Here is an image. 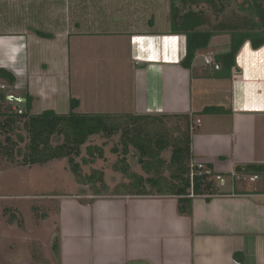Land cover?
<instances>
[{
	"label": "crops",
	"instance_id": "0c3cea01",
	"mask_svg": "<svg viewBox=\"0 0 264 264\" xmlns=\"http://www.w3.org/2000/svg\"><path fill=\"white\" fill-rule=\"evenodd\" d=\"M110 2L72 0L69 12L63 0H29L27 22L0 28V68L14 77L13 84L0 77L5 100L23 109L28 97L31 114L67 113L73 97L80 113L199 119L190 135L191 159L222 175L219 192L192 196L190 212L181 215L174 196L94 194L82 184L80 193L55 195L54 221L47 227L36 214L41 207H31V227L17 207L7 206L0 222V264H264V44L244 41L226 70L215 61L229 48L224 33V41L198 49L185 67L183 33L171 25L147 27L152 19L142 16L111 29L107 18L97 16ZM7 9L0 7L1 19ZM51 20L62 24L53 27ZM209 52L214 66L204 63ZM214 68L223 72L216 75ZM213 107L220 110H205ZM15 152V160L6 163L31 167L21 163L23 152ZM231 170L249 179L232 180ZM29 230L33 237L24 233ZM40 233H49V252Z\"/></svg>",
	"mask_w": 264,
	"mask_h": 264
},
{
	"label": "trees",
	"instance_id": "16d2710c",
	"mask_svg": "<svg viewBox=\"0 0 264 264\" xmlns=\"http://www.w3.org/2000/svg\"><path fill=\"white\" fill-rule=\"evenodd\" d=\"M178 1L188 8L179 14V8L171 4L170 25L172 31L183 33L186 37V53L181 62L183 66L188 67L191 64L196 51L207 47L215 33H227L230 36L228 51L215 55L216 63H220L226 70L234 64V55L244 41L249 40L254 47L264 44V0H246L254 18L231 19L214 25L209 23L202 12L189 8L195 5L197 0ZM207 1L215 7L212 0ZM205 26H208V29H203ZM38 34L48 35L41 32ZM215 68V73L221 72V69L216 72ZM0 77H4L10 84L14 83L13 75L5 73V70L1 68ZM0 101L7 103L0 110L2 118L0 130L6 134L4 143L0 142V152L7 158L11 159L16 144L24 141L22 137L19 140L11 139L8 132L22 120L27 140L21 158L22 164L42 165L51 159L65 157L78 183L96 185L103 190L96 191L94 194L107 193L109 187L104 181L103 171L92 169L88 174L82 175L81 165L75 158L80 156L81 147L91 136L99 135L109 139L118 134L119 144L114 145L111 150L116 151L119 145L120 156L117 157L113 167L129 181L115 184L110 192L134 196H174L177 199V211L181 215L190 212L192 196L208 197L219 192L217 182L210 171L206 170L192 178L189 176L192 120L188 115L80 113L74 110L78 100L73 97L69 100L70 110L67 113H56L52 109H46L40 113L31 114L28 97L22 112L17 113L12 110V101L5 100L4 92L1 91ZM205 110L216 112L220 108L213 107ZM172 117L177 120L180 118L184 128L180 134L169 138L162 126L164 120ZM156 123L158 128L152 127ZM54 135L60 136L61 140L52 144ZM85 149L90 158L82 157L83 164L92 163L93 155L101 157L103 152L102 147L98 145H88ZM164 153H167V157H163ZM128 158L139 164L146 175L131 170ZM164 167L169 171L168 176L163 175ZM52 250L54 256L58 258L57 237L52 243Z\"/></svg>",
	"mask_w": 264,
	"mask_h": 264
},
{
	"label": "rangeland",
	"instance_id": "374dc122",
	"mask_svg": "<svg viewBox=\"0 0 264 264\" xmlns=\"http://www.w3.org/2000/svg\"><path fill=\"white\" fill-rule=\"evenodd\" d=\"M29 0H18L16 3H7L2 4L0 1V7L8 8L6 10L5 16L3 19L0 18V28H4L7 25H22L29 17V12L25 9H28ZM126 4H122L121 0H111L108 10L103 11L102 13L97 14L101 19H105V22L112 26H116L118 29H123L128 26L129 23H134L135 20H138L139 16H142L143 19H152L148 24L144 23L145 26L155 28H163L164 26H170V5L173 4L179 8V14L187 10L188 6H183L178 0H127ZM135 2L137 5H135ZM215 3V7L211 5L207 0H197L195 5L189 6L193 10L202 12L205 17L208 19L211 25H214L221 21H229L231 19L238 20L240 18H254L252 12L246 4V0H212ZM37 3H40L38 1ZM121 4V5H120ZM63 6L66 11L71 10L72 0H63ZM112 9V11H111ZM44 20L45 16L39 17ZM140 19V18H139ZM141 20V19H140ZM65 23V21H63ZM49 24L55 27V25L62 24L61 21L55 23L54 20L49 21ZM108 24V25H109ZM203 29H208V26L203 27ZM226 35L215 33L214 37H211L209 44H215L222 42L226 39ZM201 53L197 54V60L201 58ZM223 72V71H221ZM220 72V73H221ZM220 75L219 73H215ZM220 77H217V79ZM223 87V84H222ZM211 92V89L209 90ZM214 93V92H213ZM6 102L2 101L0 103V110L6 106ZM2 118L0 117V120ZM163 126L166 134L169 138H172L180 134L184 128L180 118H170L163 121ZM177 125H180L177 127ZM154 128H158V124L152 125ZM176 128V129H175ZM11 139L19 140L20 137L24 138V141L18 142L14 149L17 150L16 156L20 155V152H24L26 140V132L22 125V120L19 121L15 126L8 130ZM5 133L0 130V142L4 143ZM118 134L111 136L109 139H104L99 135H93L89 138L84 146L81 147L80 156L76 157L75 160L80 163L81 174H88L92 169H98L103 171L104 181L109 185L107 191L110 192L115 184L119 182H128V178L124 177L119 171L115 170L113 167L114 162L117 157L120 156V146L117 145V150L112 151L111 148L119 144L118 143ZM61 140L60 136L54 135L52 137V144H55ZM105 141V143H103ZM103 143V144H102ZM88 145H98L102 147V155L98 157L96 154L93 155V162H88L83 164L81 161L82 157L87 158L88 154L86 153L85 146ZM13 152V154H14ZM163 157H167V153L163 154ZM90 158V157H88ZM15 154L13 157L7 158L0 152V222L2 220V209L7 206L17 207L22 214V218L27 223L28 226H33L34 213L31 209L33 206L41 207L36 214L39 218H43V222L47 225H52L54 221V209L56 207L57 201L55 195L60 192L66 193H80L84 191V187L81 183H78L72 171L69 169V165L65 157L53 159L46 164L39 165L33 164L31 167L17 166L16 162L6 163L7 161H14ZM131 170L138 174L146 175L139 164L135 163L133 159H127ZM120 174H119V173ZM163 175L168 176L169 171L164 167L162 169ZM28 183L25 187H17L16 184L19 183ZM117 182V183H116ZM115 183V184H114ZM114 184V185H113ZM87 191L95 193L96 191H103L99 186L86 184ZM105 192V191H104ZM92 195V194H91ZM89 199V198H85ZM49 207V210H46V207ZM45 211V213H42ZM18 220V219H17ZM35 225V224H34ZM45 225L43 226L46 230ZM45 232V231H44ZM47 232V230H46ZM26 235L33 234L24 232ZM38 233V230L36 231ZM37 235V234H36ZM42 240L44 241L43 249L44 251L49 252V247L46 245L47 239L50 236L48 234H42ZM38 236V235H37ZM34 248V247H33ZM37 254H34V257ZM39 258V257H38ZM31 264H36L35 262ZM45 264V263H43ZM55 264V263H53Z\"/></svg>",
	"mask_w": 264,
	"mask_h": 264
},
{
	"label": "built area",
	"instance_id": "2783aa9c",
	"mask_svg": "<svg viewBox=\"0 0 264 264\" xmlns=\"http://www.w3.org/2000/svg\"><path fill=\"white\" fill-rule=\"evenodd\" d=\"M212 56H213V55H212V52L207 53V54L204 56V58H203L204 63L214 66V65H215V62H214ZM5 88H6V87H5L3 84H0V89H5ZM12 110H13V111H16L17 113H21V112H22V109H20V108L17 107V106H13V107H12ZM198 123H199V119H196L195 123H192V124H191V126H190V132H191V133H193V131H194V129H195V127H196V125H197ZM189 166H190V172H189V176H190V178H192V177L195 176V175H201L203 172H206V170H208V171L211 172V170H209V168L207 169V166H206L205 162H203V161H196V160H192V159H191V161H190V165H189ZM229 176H230V178H231L232 180L246 181V180L249 179V176H247V175H245V174H238V173H237L236 171H234V170H231V171L229 172ZM213 177H214V180H215L216 182H220V181L223 179L222 175L219 174V173H214V174H213ZM257 177H258V176H257L256 174H254V175L251 176V178H252L253 180H254V179H257Z\"/></svg>",
	"mask_w": 264,
	"mask_h": 264
},
{
	"label": "water",
	"instance_id": "95a60500",
	"mask_svg": "<svg viewBox=\"0 0 264 264\" xmlns=\"http://www.w3.org/2000/svg\"><path fill=\"white\" fill-rule=\"evenodd\" d=\"M218 67H219V65H217V66H216V69H218ZM15 99H17V100H18V98H15Z\"/></svg>",
	"mask_w": 264,
	"mask_h": 264
}]
</instances>
